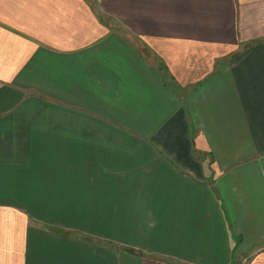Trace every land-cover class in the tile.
I'll return each mask as SVG.
<instances>
[{"label": "crops", "instance_id": "obj_1", "mask_svg": "<svg viewBox=\"0 0 264 264\" xmlns=\"http://www.w3.org/2000/svg\"><path fill=\"white\" fill-rule=\"evenodd\" d=\"M0 264H264V0H0Z\"/></svg>", "mask_w": 264, "mask_h": 264}]
</instances>
